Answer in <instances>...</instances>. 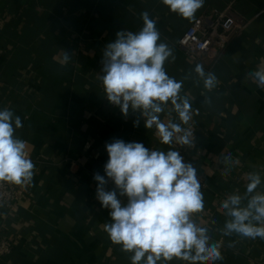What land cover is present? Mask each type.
Listing matches in <instances>:
<instances>
[{
  "label": "crops",
  "instance_id": "crops-1",
  "mask_svg": "<svg viewBox=\"0 0 264 264\" xmlns=\"http://www.w3.org/2000/svg\"><path fill=\"white\" fill-rule=\"evenodd\" d=\"M229 3L236 26L229 44L193 63L177 46L193 19L171 12L161 0H0V110L7 107L21 118L16 136L28 143L35 164L32 183L20 186L25 194L17 213L0 211V236L13 244L0 264H131L132 253L104 230L111 218L96 199L94 175H105V145L113 139L164 151L170 146L159 143L139 113L130 110L125 117L111 110L99 76L106 45L118 31L138 32L145 11L157 21L160 42L173 50L167 74L184 80L181 94L191 100L195 146L173 147L203 176L202 223L221 243L223 256L216 264H264V240L218 231L225 220L220 203L245 190L248 173L264 178V87L247 76L264 67V0H205L195 18ZM63 51L71 56L67 65ZM197 64L216 75L212 91L198 81ZM229 154L239 164L223 176L232 167L223 162Z\"/></svg>",
  "mask_w": 264,
  "mask_h": 264
},
{
  "label": "clouds",
  "instance_id": "clouds-1",
  "mask_svg": "<svg viewBox=\"0 0 264 264\" xmlns=\"http://www.w3.org/2000/svg\"><path fill=\"white\" fill-rule=\"evenodd\" d=\"M161 2L171 12L192 20L205 0ZM141 18L143 27L138 32L118 31L115 41L106 45L99 79L110 104L125 117L130 110L139 113L145 127L155 130L159 143L170 147L167 151L149 149L122 139L106 143L105 175H94L96 199L111 218L104 230L113 244L132 253L131 264H216L223 260L221 243L213 240L212 229L202 223L205 201L197 169L184 162L173 147L195 146L191 100L181 94L184 80L177 81L166 72L165 63L170 57L175 61V56L167 43L160 42L157 21L147 11ZM70 59L63 51L62 65ZM194 72L207 91L217 86L216 75L206 73L203 65L197 64ZM247 76L264 87V67ZM205 102L210 101L206 98ZM165 113L167 120L161 118ZM138 125L139 119L134 121ZM22 127L21 118L12 110H0V184L28 186L33 181L35 164L27 142L16 136ZM223 162L232 166L222 171L223 176L239 164L230 154ZM110 181L114 184L111 190L107 188ZM246 181L242 193L237 190L220 203L218 211L225 220L218 231L225 237L264 240V178L253 171Z\"/></svg>",
  "mask_w": 264,
  "mask_h": 264
},
{
  "label": "built area",
  "instance_id": "built-area-1",
  "mask_svg": "<svg viewBox=\"0 0 264 264\" xmlns=\"http://www.w3.org/2000/svg\"><path fill=\"white\" fill-rule=\"evenodd\" d=\"M231 10L232 3H229L223 10L209 9L204 15L193 19L177 43L178 48L189 61L199 63L213 53L217 55L226 49L233 30L236 28L230 16ZM106 101L111 110H120L110 104L107 99ZM182 156L184 162H187V157ZM197 175L203 192L205 187L203 176L198 172ZM24 194L25 189L19 185L0 184V211L7 210L11 214L17 213V205ZM12 249V242L0 236V258L9 255Z\"/></svg>",
  "mask_w": 264,
  "mask_h": 264
}]
</instances>
